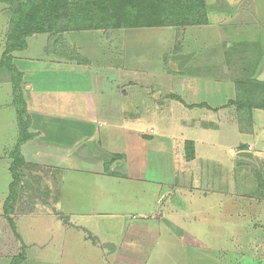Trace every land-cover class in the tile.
<instances>
[{
  "label": "crops",
  "instance_id": "crops-1",
  "mask_svg": "<svg viewBox=\"0 0 264 264\" xmlns=\"http://www.w3.org/2000/svg\"><path fill=\"white\" fill-rule=\"evenodd\" d=\"M205 14V25L64 33L83 64L53 65L45 49L29 61L23 148L59 187L57 216L27 219L48 228L18 229L32 246L22 264H264V0H216ZM147 33L163 39L151 62L135 52ZM113 47L122 54L108 58Z\"/></svg>",
  "mask_w": 264,
  "mask_h": 264
},
{
  "label": "rangeland",
  "instance_id": "rangeland-1",
  "mask_svg": "<svg viewBox=\"0 0 264 264\" xmlns=\"http://www.w3.org/2000/svg\"><path fill=\"white\" fill-rule=\"evenodd\" d=\"M191 1L193 4L194 1ZM172 5L176 10L173 15L177 12L179 13V10H182L180 8V2L176 1L175 5ZM83 15H77V20L81 19ZM10 20V7L0 2V264H11L12 260L18 256L24 257L26 249L32 247L29 246V244L27 247L24 246L27 244H24L21 239L22 234H18V229L23 230V235H25V232L29 231V220L27 219L42 215L44 212H50L52 217L56 215L53 207L58 197L56 188L59 187L56 178V168L29 163V149L23 148L27 141L23 143L19 142L20 132L25 127V124H27V133L29 134V126L31 123L26 103L27 99H29V88H27L29 86V61H32L33 58L40 60L38 59L40 56L39 53L41 50L45 49L46 51H44V53L49 54L51 57L50 61L53 62V65L67 67L75 65V60L83 64V59L79 57L78 59L77 56H75L76 52L73 49L70 50L71 47L63 43L64 33L73 32L65 31L55 34L52 33L51 35L43 34V36H40L41 38H34L30 42L31 45L29 46L28 44V48L26 46L24 51L11 53L7 61L8 64H2V66V56L6 49L7 38L11 28ZM64 25L65 24L62 26L64 27ZM67 25H70L69 27L73 26L71 24ZM82 26L83 25L80 24L79 27ZM74 27H76V25H74ZM146 35L147 36L144 37V43H141V49L138 48L140 46L139 44L135 47V52H140V54L145 53L146 56H149L147 60L151 62L154 61L155 54L158 56L160 52V42L163 39L159 34L155 36L152 33H147ZM116 49H118V51ZM113 50V55L112 53L106 55L108 58L111 56L116 57L118 53L122 54V51L118 47H113ZM115 50L117 52H115ZM133 51L134 49L131 55H133ZM91 57L93 59L92 63L97 62L98 59L93 58V56ZM6 65L14 67L21 76L18 77L17 73L9 71ZM97 73H99V71H97ZM243 74L242 76L244 77ZM260 94L261 92L259 91L256 92V95H254L252 91L249 94L243 93L253 104L258 103L257 100H259L258 96ZM18 145L20 155L23 158V165L16 169L19 180L13 184L10 171V167L13 164V157L10 155L11 153H15L14 150ZM57 146L59 149L63 148L62 145ZM62 154H64V150H57L54 155L58 157L57 159H61ZM62 161L64 160L62 159L58 162ZM68 162H66L67 165L65 168L71 167ZM10 196L14 197V201L11 202L9 200ZM81 197L85 198L84 195H81ZM9 219L14 225V232L9 224ZM38 225L34 224L28 234L39 236L40 233L38 230L42 231L41 227L48 228L46 223L41 224L40 228ZM58 240L59 239H57V241ZM66 241L68 246H72L76 255L80 256L83 251L80 241H78L76 237L66 238ZM249 248L248 246H243L242 249L245 251L243 252L242 250V252L248 253L250 251V254L256 255L249 250ZM257 251L258 250H256V253ZM32 257L33 255H30L29 264H36ZM42 261L44 262V259ZM24 264H26V262Z\"/></svg>",
  "mask_w": 264,
  "mask_h": 264
},
{
  "label": "trees",
  "instance_id": "trees-1",
  "mask_svg": "<svg viewBox=\"0 0 264 264\" xmlns=\"http://www.w3.org/2000/svg\"><path fill=\"white\" fill-rule=\"evenodd\" d=\"M176 1L180 2L182 10L173 15L176 10L172 4L175 5ZM193 1L192 4L191 0H0L11 9V28L1 65L8 64L11 53L24 51L26 40L38 34L205 25V1ZM76 14L84 15L77 20ZM80 24L83 26L79 27ZM7 68L17 73L18 77L21 76L14 67L9 65ZM30 138L32 135L27 133L25 124L19 142L29 141ZM186 150L187 158L191 159L193 153L190 143L186 145ZM14 151L10 155L13 157L10 167L13 184L19 180L16 169L23 165L19 145ZM9 200L14 201V197L10 196ZM9 224L14 232L10 219ZM23 261L24 257L18 256L11 264H22Z\"/></svg>",
  "mask_w": 264,
  "mask_h": 264
},
{
  "label": "water",
  "instance_id": "water-1",
  "mask_svg": "<svg viewBox=\"0 0 264 264\" xmlns=\"http://www.w3.org/2000/svg\"><path fill=\"white\" fill-rule=\"evenodd\" d=\"M205 1V5L206 7H213L216 5V0H204ZM177 63L174 61H171L169 63V68L171 71L176 72L177 68H176ZM258 82H264V74H261L258 78H257ZM91 144V142H86L84 143L79 150L85 149L87 146H89ZM239 158L250 161V162H255L254 161V157L253 154L249 153V152H240L237 155Z\"/></svg>",
  "mask_w": 264,
  "mask_h": 264
}]
</instances>
